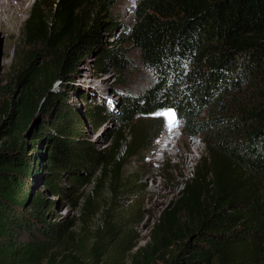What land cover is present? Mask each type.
<instances>
[{"label":"trees","instance_id":"1","mask_svg":"<svg viewBox=\"0 0 264 264\" xmlns=\"http://www.w3.org/2000/svg\"><path fill=\"white\" fill-rule=\"evenodd\" d=\"M119 2L51 0L48 16L37 2L25 23L23 37L39 51L28 56L0 112V264H61L76 222L96 213L88 197L79 219L52 222L49 196L79 208L83 187L100 170L101 187L124 138L109 154L96 151L79 138L81 116L53 88L71 86L87 56L100 71L131 69L122 45L101 46L119 26ZM135 15L122 42L137 51L150 80L122 94V124L131 129L138 118L171 112L183 135L201 138L204 153L131 264H264V0H140ZM87 112L96 128L107 120L101 106ZM135 133L131 157L149 151L162 129L150 143L143 128Z\"/></svg>","mask_w":264,"mask_h":264},{"label":"rangeland","instance_id":"2","mask_svg":"<svg viewBox=\"0 0 264 264\" xmlns=\"http://www.w3.org/2000/svg\"><path fill=\"white\" fill-rule=\"evenodd\" d=\"M44 2L43 15L48 16L51 0H32L22 23L15 28L14 35L0 30V112L11 104L12 91L16 89V77L25 68L30 53L39 51V47L30 46L23 37L26 21L32 16L37 2ZM140 0H120L114 9L113 17L119 26L111 35H104L101 46L106 48L124 47L132 64L124 74L108 67L104 71L97 69L94 57L87 56L79 62L73 72L71 86L56 83L54 93H61L68 108H73L83 119L79 137L94 144L96 151L109 154L115 147L120 133V148L115 161L109 166L103 184L96 188L102 175L96 174L92 183L82 189L84 197L81 205L73 209L66 199L49 196L56 203L52 222H61L80 218L82 207L88 197L97 205L95 215L90 219L79 220L72 228L71 251L61 252V264H131L132 255L150 241L151 228L157 222L161 212L173 201L175 195L183 189V181L191 178L202 160L204 144L201 138L189 139L182 132L183 124L177 122L171 112L156 117H141L126 127L118 114L122 94L145 88L150 76L142 67L137 51L126 44L129 29L135 24V10ZM40 61L47 62L46 55ZM86 97L88 101L86 100ZM101 106L107 110V120L99 127L91 123L86 116L88 110ZM137 128H143L147 142H152L160 129L162 134L153 147L138 156H128V146L135 138ZM174 133L172 150L162 147L167 136ZM6 140H1V146ZM162 148H165L162 150ZM67 176V175H66ZM66 186V182L63 183ZM35 189L42 193L45 187L41 180L35 183ZM122 234L128 235L124 246L120 244ZM23 238L28 234L23 233ZM99 248L95 251V245ZM111 247L109 252L108 248ZM109 256L105 258V254Z\"/></svg>","mask_w":264,"mask_h":264},{"label":"bare ground","instance_id":"3","mask_svg":"<svg viewBox=\"0 0 264 264\" xmlns=\"http://www.w3.org/2000/svg\"><path fill=\"white\" fill-rule=\"evenodd\" d=\"M32 0H0V30L6 31L10 36L14 35V30L18 27L29 10ZM174 133L167 136L162 143V147L172 150ZM165 148H162L165 149ZM167 150V149H165Z\"/></svg>","mask_w":264,"mask_h":264}]
</instances>
